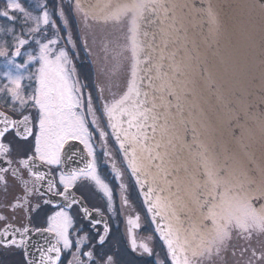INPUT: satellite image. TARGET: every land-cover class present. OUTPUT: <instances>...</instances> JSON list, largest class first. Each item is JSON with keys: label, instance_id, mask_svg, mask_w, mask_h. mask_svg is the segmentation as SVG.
Listing matches in <instances>:
<instances>
[{"label": "snow or ice", "instance_id": "snow-or-ice-1", "mask_svg": "<svg viewBox=\"0 0 264 264\" xmlns=\"http://www.w3.org/2000/svg\"><path fill=\"white\" fill-rule=\"evenodd\" d=\"M259 6L264 9V0H259ZM158 7L167 12L159 0H132L117 5L108 17L130 21L136 63L132 83L118 99L103 100L104 88L97 89L100 114L106 116L105 126L111 129V133L98 129V134L102 139L110 134L115 137L118 151L127 157L126 167L141 185L149 212L158 215L161 210L168 211L176 220L185 210L199 215V222L191 224L192 235L198 240L195 245L187 239L181 244L179 230L174 233L171 224L167 231L157 226L175 264H193V260L196 264H229L230 257L231 264H264V251L258 253L249 247L257 234L264 237V188L254 191V182L243 170L227 163L217 169L205 160L199 179H193L186 197L178 189L175 199H149L154 192L164 191L152 186L155 176L149 182L151 169L155 167L164 178L168 176L163 168L167 153H160L163 145L156 141L158 129L163 134L166 126L158 124L160 116L154 114L155 104L150 105L148 93L136 86L140 59L135 37L141 24L155 19ZM76 8L80 10L78 2ZM149 11L150 19L145 16ZM37 12L33 14L22 0H4V7H0V21L7 22L0 23V57L4 58L0 69V192L7 197L15 186L22 192L6 205L0 202V206L13 214L24 213L29 221L21 228L6 225L0 231V247L18 250L23 257L21 264H123L119 249L112 244L104 212L89 207L82 190L94 182L107 197L108 210L116 212L112 191L97 174L90 142L93 133L89 130V124H98L97 109L92 93L85 91L86 86L75 74L70 50H75L76 43L70 22L64 9L59 8L62 28L58 26L46 2ZM51 30L53 35L49 34ZM82 44L87 51L88 40L83 39ZM146 79L151 85V78ZM140 80L143 84L145 78ZM70 140H78L93 157L84 168L71 166L73 155L65 152ZM123 202L127 203L126 199ZM41 213L44 226H33L31 221ZM6 219L0 214V220ZM138 221L137 216L128 222L139 226ZM98 225H102V231ZM234 240L248 244L237 252ZM131 247L152 255L149 245H137L135 238Z\"/></svg>", "mask_w": 264, "mask_h": 264}, {"label": "water", "instance_id": "water-1", "mask_svg": "<svg viewBox=\"0 0 264 264\" xmlns=\"http://www.w3.org/2000/svg\"><path fill=\"white\" fill-rule=\"evenodd\" d=\"M74 1L83 11L76 13L83 39L89 42V56L102 70V77L119 80L126 93L136 63L131 24L106 15L132 0ZM159 2L167 12L158 7L155 19L141 24L135 37L140 59L136 86L148 93L150 105L155 104L154 114L160 116L158 124L166 126L163 134L158 129L156 141L163 145L160 153H167L163 168L168 176L164 178L162 171L151 169L149 182L155 176L152 186L164 191L154 192L149 199H175L178 189L186 197L193 179H199L205 160L217 169L227 163L243 170L254 182V191L264 188V9L259 0ZM145 16L150 19L151 12ZM140 78H145L143 84ZM149 213L159 236L158 224L165 231L171 224L174 233L179 230L181 244L186 239L192 245L198 243L191 227L199 222L198 214L185 210L176 220L168 211ZM240 243L248 244L234 240L237 252ZM249 247L258 253L264 251V237L257 234ZM181 255L178 250L177 256Z\"/></svg>", "mask_w": 264, "mask_h": 264}, {"label": "flooded vegetation", "instance_id": "flooded-vegetation-1", "mask_svg": "<svg viewBox=\"0 0 264 264\" xmlns=\"http://www.w3.org/2000/svg\"><path fill=\"white\" fill-rule=\"evenodd\" d=\"M94 58L88 56L84 58L85 64H81L82 70L92 72V81L81 82L85 85V91L91 92L93 96V104L97 109L98 124H89V130L93 133L91 144L95 153V164L97 174L108 183L112 191V199L116 212L112 213L109 209L107 197L95 186L94 182H89L82 190L87 196L89 207L100 208L104 212V220L107 221L111 228L110 237L112 244L119 249L120 259L123 264H173L167 248L161 240L157 229L151 219L150 213L146 206L143 194L133 175L130 174V169L126 167L127 160L122 153L118 151V144L113 135H108L106 138H101L98 134V129H103L105 132L111 133V129L106 127V116L100 114L101 100L97 91L99 87L104 88L103 100L111 102L112 99L119 98L124 94L123 85L119 80L102 77V70L96 65ZM120 73V72H119ZM75 74L79 77L76 73ZM2 106V101H0ZM7 111V109H3ZM92 117L89 116V120ZM65 152L73 155L72 167L84 168L92 162L93 157L88 155V149L78 140H70L65 145ZM17 194H22L21 189L15 186L10 189L7 197L0 192V202L6 205L12 201ZM126 199L127 203L123 201ZM0 214L7 217L6 220H0V231L6 225L10 224L16 228H21L29 221L25 218L24 213L17 212L13 214L6 207L0 206ZM139 217L138 225L129 224V219ZM44 214L34 217L31 221L35 227L44 226ZM102 231V225H98ZM135 238L137 245L147 243L152 249V255L144 254L139 249L132 250L131 242ZM23 257L18 250L6 249L0 247V264H21ZM231 257L229 258L230 261ZM196 263V260H193Z\"/></svg>", "mask_w": 264, "mask_h": 264}, {"label": "trees", "instance_id": "trees-1", "mask_svg": "<svg viewBox=\"0 0 264 264\" xmlns=\"http://www.w3.org/2000/svg\"><path fill=\"white\" fill-rule=\"evenodd\" d=\"M31 1L38 2L39 4L46 2L48 9L49 8H51V9L63 8L67 14V18H68L70 25H71L70 28L72 31L71 32L72 37H73V39L77 40V43L79 44L78 50H79L80 55H82L84 57L89 56V51L88 50L86 51L83 47V44H82L83 35L81 34L79 23H78L76 15H75V11L77 10V8H76V3L74 0H70V2L68 3L67 6L63 5L65 0H31ZM22 2L24 3V6L26 8L31 10L32 4H31V6L28 5L30 0H22ZM0 7H4L2 0H0ZM78 11L81 12L80 10H78ZM106 16L109 17L110 15H106ZM55 18L57 19L58 17L55 16ZM124 20L127 21V19H124ZM1 22L7 23L6 21H1ZM59 25L62 27V20L61 19H60ZM74 53L75 52H71V50H70V55L72 58H73V56H75V57L77 56V52L75 53L76 55ZM81 64L82 63L80 61H77V63H76V61H74V66L76 68V73L79 75V77H78L79 80L81 82H88L90 80L92 81V79H90V77L92 78L93 74H91V76H88L90 72H88V70H82L80 68ZM240 244H242L241 247H243L247 243H240ZM241 247H239V248H241Z\"/></svg>", "mask_w": 264, "mask_h": 264}, {"label": "rangeland", "instance_id": "rangeland-1", "mask_svg": "<svg viewBox=\"0 0 264 264\" xmlns=\"http://www.w3.org/2000/svg\"><path fill=\"white\" fill-rule=\"evenodd\" d=\"M2 2H3V5H4V0H2ZM69 2H70V0H65L64 3H63V5L67 6ZM31 4H32V7H31V10H30V11H32L33 14H38L37 9H38L42 4H44V3L39 4L38 2H35V1H31V0H30V2H29L28 5L31 6ZM54 9H55V8H54ZM54 9L49 8L48 10H49L50 13L53 14V19L56 21V24H57L58 26H60V25H59L60 19H59V18H57V19L55 18V16L58 17V8L55 9V10H54ZM65 15L67 16L66 12H65ZM75 15H76V17H77V13H76V11H75ZM77 20H78V17H77ZM0 23H5V22H1V21H0ZM78 23H79V21H78ZM79 27H80V26H79ZM61 28H62V27H61ZM70 31H71V28H70ZM71 32H72V31H71ZM49 34H50V35H53V34H54V30H51ZM63 34H64V33H63V30H62L61 35H63ZM74 40H75V39H74ZM75 43H76V48H75V50H71V52H75V53L77 52V56H76V57L73 56V58H72L73 64H74V61H76V63H77V61H80V62L82 63V65H83V64H85L84 61H83V59H84V58H87V57H84V56L80 55L79 50H78L79 44L77 43V40H75ZM75 53H74V54H75ZM74 54H73V55H74ZM75 55H76V54H75ZM3 60H4V58L0 57V69H2V67H3ZM88 72H90L88 76H91L92 73H91L90 69L88 70Z\"/></svg>", "mask_w": 264, "mask_h": 264}]
</instances>
